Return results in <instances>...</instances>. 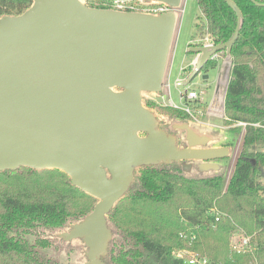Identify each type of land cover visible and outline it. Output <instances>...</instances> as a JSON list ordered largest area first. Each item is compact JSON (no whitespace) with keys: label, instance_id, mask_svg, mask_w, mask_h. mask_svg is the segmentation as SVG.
Returning <instances> with one entry per match:
<instances>
[{"label":"water","instance_id":"1","mask_svg":"<svg viewBox=\"0 0 264 264\" xmlns=\"http://www.w3.org/2000/svg\"><path fill=\"white\" fill-rule=\"evenodd\" d=\"M141 1L172 11L152 15L91 8L82 0H32L22 14L0 17V172L56 169L96 200L62 234L65 241L83 240L87 264H103L112 239L107 216L139 168L176 162L187 173L195 162L199 173H216L215 161L228 156L227 147L198 148L204 136L190 130L187 146L178 147L144 106L145 94L163 88L174 10L183 0ZM225 1L237 15L232 38L189 48L199 59L181 85L199 75L213 54L224 51L230 59L243 19Z\"/></svg>","mask_w":264,"mask_h":264},{"label":"trees","instance_id":"2","mask_svg":"<svg viewBox=\"0 0 264 264\" xmlns=\"http://www.w3.org/2000/svg\"><path fill=\"white\" fill-rule=\"evenodd\" d=\"M230 1L243 20L230 49L224 117L227 126H246L243 150L227 186L223 188L224 179L218 173L188 178L176 162L142 166L107 216L112 239L107 255L101 258L103 264H186L172 256L174 250L185 247L180 233L196 234L194 251L200 256L208 253L214 264H264V185L257 181L263 173L264 150L247 151L264 148V7L250 0ZM31 4L32 0H0V17L20 15ZM197 6L200 15L193 40L208 38L214 45L228 42L238 23L235 11L225 0H197ZM215 66L216 61L209 60L204 69L207 72ZM165 109L176 117L188 118L182 110ZM159 128L174 135L177 146L185 148L176 130L160 124ZM0 181V264H60L38 250L49 247L48 240L37 238L31 244L24 235L38 228L70 227L93 210L96 200L56 169L5 170L0 172ZM215 207L225 216L219 222L211 213ZM236 230L250 237L252 252H228ZM208 240L226 249V254L220 248L209 250Z\"/></svg>","mask_w":264,"mask_h":264},{"label":"rangeland","instance_id":"3","mask_svg":"<svg viewBox=\"0 0 264 264\" xmlns=\"http://www.w3.org/2000/svg\"><path fill=\"white\" fill-rule=\"evenodd\" d=\"M82 2L91 8L103 9L104 7L103 0H82ZM199 15L200 12L197 6V0H184L182 10L176 13L175 36L164 77V87L159 94H145L143 97V104L154 114L162 128H176L177 134H180V140L184 142L185 147L187 146V132L190 130L195 136H204V138L200 140V144L197 146L198 148H228V156L224 159L215 161V163L220 166L219 171L216 173L223 176V188L225 189L233 172L235 162L243 150L242 141L244 135V127L239 123L230 126L225 124L223 101L225 89L229 80L231 67L230 59L226 58L225 52H221L214 68H208L206 72L203 67L200 74L194 77L189 84L185 86L176 85L180 69L187 66L194 58V54L188 53V50L197 41V39L193 40L195 37L194 25ZM192 70V67H187V69L183 71L182 76L185 80H187ZM204 74L208 75L206 80L202 79V75ZM191 91H196L199 93L200 97H203V101L190 100L188 103L192 116L188 115V118L176 117L165 109V107L168 106L166 94L169 93L174 104L181 106L182 103L179 99V93H188ZM234 127L238 128V131H232L231 128ZM258 150H264V148L258 147L255 150L247 148L248 152ZM189 163L192 167L187 173H184L185 176L188 178L198 176L199 172L195 167L197 163ZM136 173L138 174V170ZM212 174L215 173H206L208 176ZM257 181L261 185H264L263 173L257 176ZM1 187H3L2 181H0V188ZM211 213L219 216V221L225 217L223 213L219 211L218 207L213 208ZM69 230L70 227L58 230L38 228L35 233L24 235V238L31 244L34 243L37 238L48 240L49 247L38 248V250L43 255L58 261L60 264H87L88 248L85 246L83 240L73 239L71 241H65L62 237V234ZM244 237L243 231H234L230 238L228 252L231 251L238 255L252 252V244L241 245V241ZM208 241L210 242L208 243L210 245L209 250H216L217 248L222 249V247H219V244L210 240ZM183 248L190 250L192 253H196L193 246L189 248V246L185 244ZM221 252L226 254V249H222ZM204 255L207 256L208 259H211L208 253L205 252ZM228 255L231 257L233 254Z\"/></svg>","mask_w":264,"mask_h":264},{"label":"built area","instance_id":"4","mask_svg":"<svg viewBox=\"0 0 264 264\" xmlns=\"http://www.w3.org/2000/svg\"><path fill=\"white\" fill-rule=\"evenodd\" d=\"M184 2V0H183ZM182 2V4H183ZM104 7L103 9H108V10H114L118 12H140V13H146V14H152V15H159L163 13H167L169 11H172L171 8H169L165 4H160V3H144L141 0H103ZM182 10V5L177 9L174 10L176 12H180ZM214 45L213 42H211L208 38H205L204 41H199L197 40L193 46H212ZM219 54H213L210 57V60L212 61H218L219 59ZM199 59V54L194 55V58L190 61V63L182 67L180 69V73L178 76V79L176 80V85H181L183 82H185V78L182 76L183 71L187 69V67H192L194 69L197 65ZM185 80V81H184ZM164 87V85H163ZM166 99L168 102V106L172 107L174 109L182 110L186 112L188 115H191V110H190V105L188 104L190 100H195V101H203V97H200L199 93L196 91H191L188 93H179V99L180 102L182 103L181 106H178L177 104H174L170 98L169 93L166 94ZM241 126L245 128L246 124L245 123H239ZM215 222H219V216L216 214L214 215ZM179 237L185 241L187 246L189 248L192 247V245L195 243L197 240V235L194 233H190L186 235L185 233H180ZM250 243V237L245 236L242 241L241 245H247ZM235 249V247H234ZM194 253V252H193ZM190 250L187 249H178L173 252V257L177 260L183 261L186 264H213L206 256H200L196 253L193 254Z\"/></svg>","mask_w":264,"mask_h":264}]
</instances>
